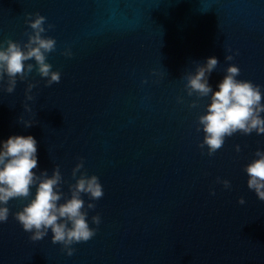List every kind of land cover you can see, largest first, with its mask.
I'll return each mask as SVG.
<instances>
[{
    "label": "water",
    "instance_id": "95a60500",
    "mask_svg": "<svg viewBox=\"0 0 264 264\" xmlns=\"http://www.w3.org/2000/svg\"><path fill=\"white\" fill-rule=\"evenodd\" d=\"M35 12L55 26L46 33L57 41L48 62L61 80L46 87L33 71L17 79L14 93L0 91V142L34 137V171L51 175L58 165L66 196L82 157L104 189L89 211V225L96 227V213L101 224L69 257L51 243V231L31 241L11 215L27 200H11L0 224V264H264V202L247 188L244 171L264 150V135L226 137L208 156L197 146L203 132L196 117L209 98L190 108L197 98L184 90L194 62L214 56L213 91L234 63L237 79L264 93V0H0V40L25 41V14ZM66 44L71 58L60 54ZM225 45L238 50L234 60L224 59ZM29 81L36 84L33 101L24 98ZM21 115L37 122L26 128Z\"/></svg>",
    "mask_w": 264,
    "mask_h": 264
},
{
    "label": "clouds",
    "instance_id": "9594fccd",
    "mask_svg": "<svg viewBox=\"0 0 264 264\" xmlns=\"http://www.w3.org/2000/svg\"><path fill=\"white\" fill-rule=\"evenodd\" d=\"M25 23L31 29L26 33L27 39L18 42L12 39L0 40V91L14 93L17 79L26 81L35 71L41 78H45V86L60 83L61 73L53 70L48 62V54L57 51V41L46 35L54 30V25L47 17L39 12L26 13ZM226 61L234 60L239 55L238 50L225 45ZM60 54L71 58L73 55L70 45L60 49ZM30 61H34L30 62ZM195 69L184 74V90L187 96L195 94V100L189 102L190 108H197L200 98L208 97L209 103L204 107L206 111L196 117L197 130L203 132V138L198 147L203 151L206 147L207 155L212 156L224 147L225 138L240 133L242 135H264V93L261 85L247 79H237L241 69L234 63H229L225 69L223 79L218 82V90L213 91L208 83V76L216 70L219 61L216 57H208L204 63L194 62ZM155 73V70H151ZM142 79L141 83H147ZM36 87L29 81L24 90L25 101H33L32 89ZM178 103H183V97H177ZM25 112L31 113L32 108L27 102L23 103ZM24 127H32L37 121L18 118ZM237 152L239 145H234ZM37 141L31 135H13L6 141L0 142V224L9 219L11 200L24 201L21 208L11 215L29 233L33 242L41 241L51 231V243L62 245L66 256L74 255V244L91 240L101 224L98 213L91 216L89 225V211L96 208L95 201L104 196V189L95 174H88L84 168L83 158H77V163L71 170L74 183L68 184L65 195L62 185L65 183L59 166L53 167L51 175L47 170L38 168ZM247 175V188L253 191L260 201L264 202V150L257 149L254 158L244 166ZM217 182L225 189L231 184L227 179L217 178ZM35 186L33 195L32 188ZM82 194L88 197L85 201ZM214 195L215 192L212 191ZM63 201V202H61ZM237 203L244 205V197H238Z\"/></svg>",
    "mask_w": 264,
    "mask_h": 264
}]
</instances>
